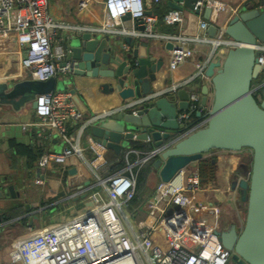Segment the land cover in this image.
<instances>
[{
    "label": "built area",
    "instance_id": "1",
    "mask_svg": "<svg viewBox=\"0 0 264 264\" xmlns=\"http://www.w3.org/2000/svg\"><path fill=\"white\" fill-rule=\"evenodd\" d=\"M145 1L155 5L161 0ZM205 8L210 10V17L209 20L199 23V30L203 32H206L209 26L215 25L217 15L226 9L223 4L213 0H198L194 6V10L198 9L199 13ZM104 9L105 21L96 30L106 34L114 31L126 15H129L132 21H141L145 29L156 22L155 17L146 15L144 0H104ZM162 22L171 26L182 22L181 11L170 10L162 17ZM58 27L48 15L47 0H0V36H15L17 44L25 50L22 67L33 80L45 82L66 71L65 67L58 65L64 60L66 49L62 45L53 46L56 42L55 30ZM221 29H218L215 38L210 40L214 49L239 46L232 40L221 38ZM253 48L258 53V63L264 65V44H256ZM191 57V50L175 48L168 65L169 70H175ZM203 76V68H200L194 77ZM146 99L132 101L124 105L121 111L139 105ZM35 101V121L30 126L39 128L38 137L48 131V135H55L63 146L59 152L47 150L38 158L39 174L35 184L42 183V172L50 164L62 165L70 158H77L88 167L94 182L73 196L78 197L85 193L89 205L84 212L14 243L7 264L231 262V252L221 245L214 232L203 231L199 223V215L205 210V206L197 195L206 191L209 186L201 185L196 169L181 170L170 181L158 182L154 196L142 207L127 214L126 208L135 194L136 172L151 161L154 162L158 150H126L123 153L124 167L101 179L97 172L105 165L104 154L107 149L97 140L90 141L89 150L93 159L88 160L79 145L84 127L79 125L73 134L68 133V127L81 123V114L72 103L69 92H51L37 96ZM208 110L209 107L196 111V106L192 105L189 112L179 113L176 121L181 132L177 137H184L204 127ZM195 111L199 112L201 117L197 122L189 124L190 113ZM132 113L134 114V111ZM105 116L91 118L87 122L91 123ZM132 154L136 155L133 162L129 159ZM141 209L146 212L145 218L137 222L134 228L129 217H134ZM157 230L163 233L164 249L154 242L153 234Z\"/></svg>",
    "mask_w": 264,
    "mask_h": 264
},
{
    "label": "water",
    "instance_id": "2",
    "mask_svg": "<svg viewBox=\"0 0 264 264\" xmlns=\"http://www.w3.org/2000/svg\"><path fill=\"white\" fill-rule=\"evenodd\" d=\"M197 1L169 0L167 5L171 10L186 9L199 14L198 9L194 10ZM203 14L208 20L210 10L205 8ZM220 14L222 12L218 16ZM146 15L151 13L146 12ZM125 19L129 20V15L121 20ZM136 23L143 35V23ZM219 26L217 17L215 25L207 29L210 39L215 38ZM221 30V38L239 46L228 48L222 61L210 62L206 67L204 76L211 86L212 101L206 100L208 90L205 87L201 104L210 103L207 121L204 127L184 137H177L181 130L176 119L189 108L186 90L177 92L178 104H171L165 98L153 101L151 83L155 81L161 62L148 54L146 42H126L130 49L127 52L122 50L118 37L112 38L97 30L84 31L69 39L60 64L66 71L59 79L40 82L27 74L26 80L17 83L0 80V105L18 110L30 103L35 109L37 96L68 91L78 112L84 114L85 106L71 87L81 78L109 80L103 85V92L116 93L125 104L147 98L139 105L118 112L114 118L91 126L90 133L115 157L129 149L132 142L151 141L158 150L153 169L162 183L201 161L209 152L248 151L250 166L246 178L231 184L232 189L238 190L239 201L244 207L242 226L231 224L214 233L221 245L231 252L232 264H264V84L251 87L264 71L253 48L256 44H264V0H252L241 7ZM166 49H173L172 44L168 43ZM195 116L200 118L201 114L196 112ZM8 192L15 198L13 187H9ZM2 197L0 193V199ZM7 221L0 209V227Z\"/></svg>",
    "mask_w": 264,
    "mask_h": 264
},
{
    "label": "crops",
    "instance_id": "3",
    "mask_svg": "<svg viewBox=\"0 0 264 264\" xmlns=\"http://www.w3.org/2000/svg\"><path fill=\"white\" fill-rule=\"evenodd\" d=\"M168 1L161 0L158 4L152 5L144 0V8L156 18V22L150 28L145 29L143 35L138 31L137 23L130 19L121 20L109 35L112 38L118 37L122 50L127 52L130 49L126 42L130 40H134L135 44L140 41L146 42L148 54L157 62H161L159 71L155 74V81L151 83L153 101L165 98L171 104H178L177 92L186 90L189 98V108L186 112L190 111L192 105L196 106V111L208 108L212 101L209 80L205 76L202 78L194 76L200 68H203L204 75L210 62L222 61L227 48L214 49L207 31L199 30L200 21H207L203 10L196 14L183 9L181 11L182 22L172 26L164 24L161 16L171 10L167 5ZM213 1L226 7L222 14L217 15L220 21L219 28H222L233 14L252 0ZM47 12L52 21L59 26L55 30L56 42L53 46L62 45L64 49L69 39L84 31L99 29L105 21L104 0H47ZM202 38L207 40H202ZM182 41L185 43L183 44ZM168 43L172 44L173 49H166ZM179 47L191 50L192 57L175 70H169L172 51ZM24 57L25 50L17 44L14 35L0 36V80L12 81V83L26 80L28 72L22 67ZM62 62L63 60L58 65L60 66ZM63 74L59 73L56 79ZM107 82L109 80L81 78L76 79L74 86H71L74 87L86 109V112L81 114L82 124H79L84 127L79 145L83 148L84 157L88 160L93 159L89 150V142L96 140L91 136V126L108 118H114L126 105L119 100L116 93L103 92L102 87ZM205 87L208 90L206 100L210 103L206 101L205 105H202L201 100L204 97L202 90ZM196 111L190 113L189 124L200 119L195 116ZM104 115H106L104 118L97 121L87 122L91 118ZM164 120L162 118V121ZM34 121V109L30 103L18 110L12 109L10 105H0V193L3 194L0 199V209L8 219L0 227V264L8 263L14 243L84 212L88 206L87 198L82 199L85 193L78 197L73 196L94 182L91 170L77 158H70L62 165L50 164L42 172V183L35 184V179L39 174L37 155L47 150L59 152L63 146L59 138L53 134L48 135V131H45L42 137H38L39 128L30 126ZM139 143L146 145L149 149L138 150L132 147L129 149L137 152L154 149L151 141ZM15 146L25 148L27 153L23 154ZM31 157H36L37 160L33 162ZM113 157H115L113 152L107 150L104 154L105 165L99 170L106 166V159ZM206 158H212L215 161L216 179L213 185L208 184L209 188L206 191L197 195L205 206V210L199 215V223L205 232L219 231L231 224L240 228L244 219V208L239 201L238 190L232 189L231 184L246 178L250 166L249 153L246 151L239 153L212 151L203 156V159ZM129 159L131 162L135 161L136 155L132 154ZM197 163L191 164L189 168L196 169ZM153 175H157V171L153 170L148 175L147 181ZM158 182H160L159 179ZM9 187H13L15 198L9 194ZM153 196L154 189L138 207H142ZM132 208L135 209L131 207L130 211L133 210ZM163 237L160 230L153 234L155 244L164 249Z\"/></svg>",
    "mask_w": 264,
    "mask_h": 264
},
{
    "label": "trees",
    "instance_id": "4",
    "mask_svg": "<svg viewBox=\"0 0 264 264\" xmlns=\"http://www.w3.org/2000/svg\"><path fill=\"white\" fill-rule=\"evenodd\" d=\"M168 12V11H167ZM161 16V15H159ZM163 16H161L162 18ZM264 84V71H262L258 78L252 82V89L256 88L260 85ZM194 115V114H193ZM192 115V116H193ZM195 117V116H193ZM79 127V124H75L73 126H70L68 128V133L72 134L77 128ZM18 150H20L23 154L27 153V150L22 147L15 146ZM131 147L138 150H148L149 147L146 145H141L139 142H132ZM26 150V152H24ZM29 152V151H28ZM43 152H40L37 155V159L42 155ZM28 156V155H27ZM35 158L31 157V161L35 162ZM153 161L150 163L144 165L142 168H140L136 173V186H135V194L133 199L128 203V208L131 207L137 208L143 200L149 196V193L147 192L146 183L148 180V175L154 170L153 169ZM124 159H123V152L119 155V157H113L112 159H106V166L102 168L101 170H98L97 174L101 179L107 178L119 170H121L124 167ZM106 172H105V171ZM197 173L199 176V180L201 185L205 186L208 184L213 185L215 183V177H216V164L215 161L212 158H206L202 159L197 163ZM104 172V173H103ZM139 208V207H138ZM133 209V208H132ZM228 264H232L231 262Z\"/></svg>",
    "mask_w": 264,
    "mask_h": 264
},
{
    "label": "rangeland",
    "instance_id": "5",
    "mask_svg": "<svg viewBox=\"0 0 264 264\" xmlns=\"http://www.w3.org/2000/svg\"><path fill=\"white\" fill-rule=\"evenodd\" d=\"M157 183H158V176L157 175H153L152 177H150L149 181H147V183H146L147 192L149 193L153 189H155ZM129 212H130V209L126 208V213L128 214ZM167 212H169V211H167ZM145 215H146L145 210L141 209L140 211L137 212V214H135L134 217H129V221L135 227L137 222H139L145 218ZM216 231H218V230H216Z\"/></svg>",
    "mask_w": 264,
    "mask_h": 264
},
{
    "label": "bare ground",
    "instance_id": "6",
    "mask_svg": "<svg viewBox=\"0 0 264 264\" xmlns=\"http://www.w3.org/2000/svg\"><path fill=\"white\" fill-rule=\"evenodd\" d=\"M118 264H125V262H119Z\"/></svg>",
    "mask_w": 264,
    "mask_h": 264
}]
</instances>
